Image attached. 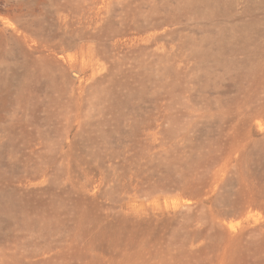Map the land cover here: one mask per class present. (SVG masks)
<instances>
[{
  "label": "rangeland",
  "instance_id": "374dc122",
  "mask_svg": "<svg viewBox=\"0 0 264 264\" xmlns=\"http://www.w3.org/2000/svg\"><path fill=\"white\" fill-rule=\"evenodd\" d=\"M0 264H264V0H0Z\"/></svg>",
  "mask_w": 264,
  "mask_h": 264
},
{
  "label": "bare ground",
  "instance_id": "6f19581e",
  "mask_svg": "<svg viewBox=\"0 0 264 264\" xmlns=\"http://www.w3.org/2000/svg\"><path fill=\"white\" fill-rule=\"evenodd\" d=\"M105 1H106V0H105ZM105 4H106V2H105ZM186 201L189 202L190 200H186ZM246 215H247V213H246L245 215H241V216H238V217H241L242 219H243L244 217H246V218L249 217V215H247V216H246ZM239 219H240V218H239ZM241 221H242V220H241ZM232 227H235V225H232Z\"/></svg>",
  "mask_w": 264,
  "mask_h": 264
},
{
  "label": "water",
  "instance_id": "95a60500",
  "mask_svg": "<svg viewBox=\"0 0 264 264\" xmlns=\"http://www.w3.org/2000/svg\"><path fill=\"white\" fill-rule=\"evenodd\" d=\"M56 59L62 62V60H60L58 57H56Z\"/></svg>",
  "mask_w": 264,
  "mask_h": 264
}]
</instances>
